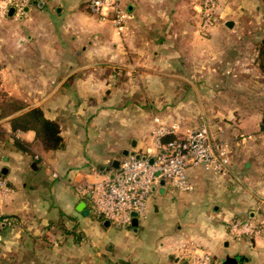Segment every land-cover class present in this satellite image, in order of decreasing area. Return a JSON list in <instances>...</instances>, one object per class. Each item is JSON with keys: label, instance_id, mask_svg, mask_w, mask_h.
I'll list each match as a JSON object with an SVG mask.
<instances>
[{"label": "crops", "instance_id": "0c3cea01", "mask_svg": "<svg viewBox=\"0 0 264 264\" xmlns=\"http://www.w3.org/2000/svg\"><path fill=\"white\" fill-rule=\"evenodd\" d=\"M161 1L122 0L129 18L113 33L98 23L88 27L93 15L83 0H32L23 15L0 20V177L6 187L0 198V264H187L194 248L215 258L218 251L219 264L235 254L243 255L241 264H264V109L225 117L215 99L212 113L200 109L201 124L207 120L229 147L228 175L190 168L187 191L157 183L136 230L104 226L76 192L80 184L111 177L118 170L112 163L125 157L124 150L155 148L153 121L166 113L151 106L170 99L169 93L162 100L153 97V89L163 88L172 72L194 89L199 105L202 89L250 86L236 77L248 75L253 65L247 49L224 47V60L217 63L222 53L213 45L218 30L238 29L240 21L227 17L206 40L191 37L193 53L174 50L171 33L155 37L154 49L153 24L155 29L159 19L180 20L175 6L167 11ZM205 42L210 50L203 49ZM149 54L163 64L148 74L152 79ZM128 57L134 58L127 64ZM190 57L194 78L200 74L194 81L185 75ZM137 87L146 88L144 96L137 98ZM225 98L229 105L232 98ZM33 107L58 123V148L45 149L33 130L12 129L11 119ZM246 215L259 233L233 236L227 223Z\"/></svg>", "mask_w": 264, "mask_h": 264}, {"label": "built area", "instance_id": "2783aa9c", "mask_svg": "<svg viewBox=\"0 0 264 264\" xmlns=\"http://www.w3.org/2000/svg\"><path fill=\"white\" fill-rule=\"evenodd\" d=\"M32 0H0V17H6L10 8L14 16L24 14ZM88 12L100 19H110L117 31L125 27L129 13L122 0H86ZM215 8L213 0H203V25L211 20ZM201 12V9L200 11ZM151 131L154 149L139 152L137 158L127 155L120 161L113 178L105 177L93 183L76 187L80 197L85 198L93 212L113 225L127 227L132 222V213L142 218L154 185L161 181L171 187L190 189L187 170L202 168L220 176L228 175L230 150L225 141L217 138L209 126L182 128L177 123L164 125L154 118ZM168 140L163 141L164 138ZM4 180L0 177V198L6 193ZM229 232L235 237L259 233V228L250 219H237L230 223ZM187 264H219L208 251L194 248L187 254Z\"/></svg>", "mask_w": 264, "mask_h": 264}, {"label": "rangeland", "instance_id": "374dc122", "mask_svg": "<svg viewBox=\"0 0 264 264\" xmlns=\"http://www.w3.org/2000/svg\"><path fill=\"white\" fill-rule=\"evenodd\" d=\"M83 1L85 2L86 0ZM213 2L215 4V8L211 13V20L208 22V24L203 25V0H162L159 5L167 11H169V9H171L172 11V7L175 6L174 13L179 14L180 20H173L172 22H166L167 24H165L164 18L159 19L158 24L155 25V29L153 24V28L149 30L153 48H157L156 43L153 41L155 37H161L171 33L170 35H173V45L171 47H174V50L177 47H185V51L190 50L189 52L193 53V47L195 45L192 44L191 49H189V42L192 41H189L191 37L199 36L201 40H206L211 34L212 29L216 25H220L222 27L223 19L231 17L232 19H236L237 22L240 21L239 27L238 29L230 28L229 30L231 31H226L224 29L217 31V34H219V36L217 38V42L213 43V45L215 44L216 51H218V53L219 51L220 53H222V57H220L216 62L218 63L220 61V63H222L221 61L224 60V47L240 48L242 46L244 49H247L246 54L249 56V58L253 59L252 61L251 59H249L251 61L249 63L253 64L251 66V69L252 67L254 68L252 70L250 69L248 75H243L242 78L239 75H237L236 77L239 79H245L246 82L250 83V86L245 89H230L219 86L210 90L202 89L203 91H205V95L203 99L201 98L202 103L199 105L194 89L191 87L188 88L187 85L183 84L182 80H180L181 78L178 79V73L172 72V74L169 76L170 81H166L165 83H163V88L159 87L153 89L152 94L153 97H160V99L162 100L169 93L170 100H168V103L153 102L151 106L154 107L152 109V112H156L157 114L166 113L163 114L164 116H162L163 118L161 120L159 119L160 122L164 123V125L177 123L182 128L199 126L203 121L202 119L198 118V111L201 109L206 113H212L213 109H211L210 106L214 105V99L217 100V112L225 115V117L226 114L229 115L233 111L237 113H242V111L256 113L264 109V57H260L259 55L260 43L264 37V0H213ZM83 8L85 10L86 2L84 3ZM200 9L201 12H199ZM3 18L4 17H0V20ZM25 21L26 18H24V23ZM88 21V27L92 29L95 28L96 24L98 23L100 24V26H103V28L105 26V29L109 32L113 33L116 32L115 30H117L110 19L101 20L92 16ZM78 23L81 24L82 27H85L86 25L84 23ZM166 26L167 29H165ZM226 33H232V35L236 36L234 41L227 39ZM182 37L186 39H183ZM202 46L207 47L208 43L205 42V45ZM196 47L197 46H195V48ZM203 49H209V47ZM212 51L214 50L212 49ZM149 57L151 58L150 66L154 64L155 67L149 68L150 70L147 73V76L148 74H152L151 71L152 69H155L156 66L160 68L161 65H163L162 62L159 61V59L156 60L151 56V54L146 56V58ZM128 58L129 60H127V64L129 63L128 61H130V59L133 61L134 57ZM194 60V58L190 57L187 64L191 67ZM255 63H257V66H255ZM163 73H157L154 71L153 74L160 76V74ZM185 75L188 79H190V81H194V79L196 78H194L195 73L193 72L192 67L189 68L188 73ZM199 75L196 79L200 78ZM219 77L221 79L224 78L223 76ZM148 78L152 79V76L149 75ZM136 90L137 98L144 96L143 93L146 92V88L144 89L141 87H137ZM203 91L201 92L203 93ZM225 97H228L229 100L230 98H232V100L229 101V105L226 104L228 103V101H225ZM183 99L185 100L183 101ZM1 105L2 104H0V107ZM3 106L6 107V104H4ZM219 113L218 116L222 117ZM205 121V123H207L206 125H208L209 123L207 122V120ZM208 121L212 124V121L210 119ZM158 193H162V189H160ZM150 202L151 201L149 199L147 201L148 204L146 213H148V210L150 209ZM246 218H248L247 215L243 217L233 216L227 224L230 225L231 222L237 219ZM110 227L115 228V225L111 224ZM113 228L111 230L116 231ZM124 228L125 227H119L116 229ZM225 248L226 247H224L223 245V248H221L219 251L224 250ZM215 256L217 257L216 259L221 258V254L218 251Z\"/></svg>", "mask_w": 264, "mask_h": 264}, {"label": "trees", "instance_id": "16d2710c", "mask_svg": "<svg viewBox=\"0 0 264 264\" xmlns=\"http://www.w3.org/2000/svg\"><path fill=\"white\" fill-rule=\"evenodd\" d=\"M259 55L260 57H264V37L260 43ZM14 109H16V107ZM10 122L13 130L35 131L36 137L41 141L45 149H56L59 147L61 142L59 125L57 122L45 118L39 107H33L13 117ZM263 128L264 119L262 121V129ZM168 139L169 137H166L163 141Z\"/></svg>", "mask_w": 264, "mask_h": 264}, {"label": "water", "instance_id": "95a60500", "mask_svg": "<svg viewBox=\"0 0 264 264\" xmlns=\"http://www.w3.org/2000/svg\"><path fill=\"white\" fill-rule=\"evenodd\" d=\"M28 10V6L24 9V12H27ZM14 14V9L13 8H10L9 11H8V16H12ZM227 26H231L232 25V21H228L226 23ZM135 143L133 142L132 145H134ZM127 155H134L135 157H139L140 156V153L139 152H134V151H128V150H124L123 151V156H127ZM120 166V161L119 160H114L113 163H112V167L114 169H118ZM114 174L111 175V178H113ZM153 190V189H152ZM132 222L129 226H127L126 228H132L133 230H136L137 228V225H138V217H137V213L136 212H133L132 213ZM99 219L102 221L103 225L104 226H109L111 225V222L109 220H106V219H103L101 216H99ZM116 227H121L120 225L116 224L115 225ZM243 255H232V256H226L222 262L220 264H241V262L243 261Z\"/></svg>", "mask_w": 264, "mask_h": 264}]
</instances>
